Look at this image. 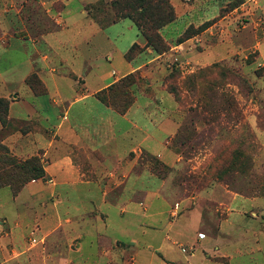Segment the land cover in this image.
<instances>
[{
	"label": "crops",
	"instance_id": "crops-1",
	"mask_svg": "<svg viewBox=\"0 0 264 264\" xmlns=\"http://www.w3.org/2000/svg\"><path fill=\"white\" fill-rule=\"evenodd\" d=\"M12 10L11 0H0V98L19 127L0 140L18 158L39 156L45 177L0 199V264H264V195L216 183L174 208L169 179L148 165L138 170L141 153L182 163L171 146L181 126L174 99L165 95L158 106L138 95L120 113L97 96L171 56L196 68L218 61L213 25L177 42L188 26L213 16L185 14L164 26L170 48L158 53L131 19L101 26L82 0L66 6L59 28L38 43L12 30ZM256 43L264 65V40ZM133 44L142 50L128 60Z\"/></svg>",
	"mask_w": 264,
	"mask_h": 264
},
{
	"label": "rangeland",
	"instance_id": "rangeland-1",
	"mask_svg": "<svg viewBox=\"0 0 264 264\" xmlns=\"http://www.w3.org/2000/svg\"><path fill=\"white\" fill-rule=\"evenodd\" d=\"M11 1L16 8L11 11L12 30L36 43L42 34L59 28L56 19L66 6L75 9L80 4V0ZM82 1L101 26L133 13L136 5L135 0ZM171 1L177 19L198 12L213 16L203 30L213 25L211 42L219 60L196 68L171 56L136 72L130 92L148 95L158 106L165 95L174 99L181 126L171 146L182 157V163L169 166L159 156L141 153L138 170L148 165L152 173L169 179L174 208L180 197L216 183L246 196L264 195V65H259L255 47L264 40V0H220L219 7L213 0ZM201 24H192L189 31ZM18 123L1 129L0 138ZM13 196L10 188L0 189L1 200ZM35 208H40L38 201Z\"/></svg>",
	"mask_w": 264,
	"mask_h": 264
},
{
	"label": "trees",
	"instance_id": "trees-1",
	"mask_svg": "<svg viewBox=\"0 0 264 264\" xmlns=\"http://www.w3.org/2000/svg\"><path fill=\"white\" fill-rule=\"evenodd\" d=\"M136 5L132 9L133 13L124 14L121 18L131 19L139 28L146 38V45L152 47L156 52L162 53L167 51L170 46L161 34V29L167 24L177 19L175 6L171 0H135ZM120 18V19H121ZM119 20V19H118ZM117 21V20H115ZM209 21L202 23L196 27L194 32L189 30L192 25L177 38V42L192 37L193 35L203 31ZM142 47L133 44L126 52L125 56L128 60H132ZM136 72L123 77L118 82L112 84L109 88L97 93V96L107 105L111 106L120 113H125L135 100V93L130 92L128 87L136 83ZM28 82L35 86L40 83L36 74L30 75ZM36 89H40L36 86ZM9 100L0 98V124L7 126L10 124L8 120ZM45 177L44 166L39 156H32L26 159L18 158L13 155L10 149L0 140V188L9 187L14 195L30 181Z\"/></svg>",
	"mask_w": 264,
	"mask_h": 264
},
{
	"label": "built area",
	"instance_id": "built-area-1",
	"mask_svg": "<svg viewBox=\"0 0 264 264\" xmlns=\"http://www.w3.org/2000/svg\"><path fill=\"white\" fill-rule=\"evenodd\" d=\"M37 241H38V240H37L35 237L30 238V242H31L32 244L37 243Z\"/></svg>",
	"mask_w": 264,
	"mask_h": 264
}]
</instances>
